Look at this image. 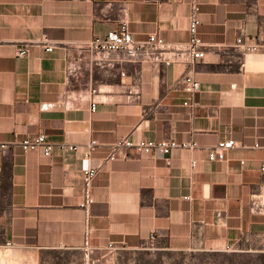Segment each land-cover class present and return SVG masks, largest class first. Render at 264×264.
Returning <instances> with one entry per match:
<instances>
[{
  "label": "crops",
  "instance_id": "crops-1",
  "mask_svg": "<svg viewBox=\"0 0 264 264\" xmlns=\"http://www.w3.org/2000/svg\"><path fill=\"white\" fill-rule=\"evenodd\" d=\"M191 1L0 0V141L12 145L0 153V264H118L120 252L150 248H264V215L251 211L253 196L264 194V0H202L198 36L207 54L194 68L97 65L80 48L123 21L136 40L157 34L186 43ZM239 38H258L261 50L247 54ZM15 43L32 44L24 58ZM188 75L201 83L195 95L181 84ZM41 134L78 150L56 148L48 158L18 145ZM124 138L187 147L169 162L135 149L107 162ZM229 140L236 146L227 160L210 161ZM89 168L99 171L87 257Z\"/></svg>",
  "mask_w": 264,
  "mask_h": 264
},
{
  "label": "built area",
  "instance_id": "built-area-1",
  "mask_svg": "<svg viewBox=\"0 0 264 264\" xmlns=\"http://www.w3.org/2000/svg\"><path fill=\"white\" fill-rule=\"evenodd\" d=\"M202 0L191 1L190 13V40L186 43H169L160 38L157 34L149 35L144 40H136L129 29L127 22L123 21L118 29L110 31L105 37L95 36L90 42L80 48L90 56L91 62L97 65L113 66L116 63H129L135 65H162L171 67L174 65H183L188 67H196L206 57V45L198 36V27L200 25V8ZM5 44L0 38V48ZM39 44L43 45L47 52H52L54 46L47 39H44ZM31 43H15L17 49V58H24L31 47ZM237 47L243 48L247 54L257 53L261 50V44L258 41L247 44L243 38L237 40ZM118 55L120 58L113 60L112 57ZM122 77H126L125 72H121ZM185 91L195 95L201 91V83L194 79L193 76H185L181 80ZM92 110H96V103L93 104ZM18 145L25 152L41 150L45 157L51 158L56 148L67 151H77V146H66L64 144L55 145L49 142L45 134H41L35 138L19 141ZM97 142L92 141L84 152V157L90 159L92 153L97 148ZM236 146L235 141L229 140L221 143L218 147L211 151L209 155L210 161L227 160V153ZM12 147L11 144L0 141V153L4 154ZM187 145H181L175 141H144L137 142L131 139L124 138L118 140L111 147V152L106 161H115L118 159H127L128 151L135 149L145 155L162 156L169 162V156L173 150L178 148H186ZM193 167H196V162H193ZM99 168H89L83 173V191L84 202L82 207L86 213V243L85 250L87 252L90 247V237L92 230L90 228L91 206L94 203L92 191L93 183L98 174ZM264 172V167L262 168ZM251 211L253 214L264 215V194L254 195L251 203Z\"/></svg>",
  "mask_w": 264,
  "mask_h": 264
},
{
  "label": "rangeland",
  "instance_id": "rangeland-1",
  "mask_svg": "<svg viewBox=\"0 0 264 264\" xmlns=\"http://www.w3.org/2000/svg\"><path fill=\"white\" fill-rule=\"evenodd\" d=\"M118 264H264V248L241 253L120 252Z\"/></svg>",
  "mask_w": 264,
  "mask_h": 264
}]
</instances>
